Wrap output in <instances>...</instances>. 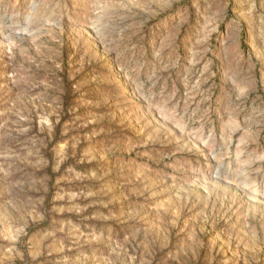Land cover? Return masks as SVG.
I'll return each instance as SVG.
<instances>
[{"label": "rangeland", "instance_id": "obj_1", "mask_svg": "<svg viewBox=\"0 0 264 264\" xmlns=\"http://www.w3.org/2000/svg\"><path fill=\"white\" fill-rule=\"evenodd\" d=\"M0 264H264V0H0Z\"/></svg>", "mask_w": 264, "mask_h": 264}]
</instances>
